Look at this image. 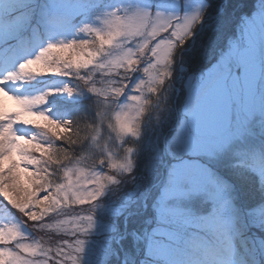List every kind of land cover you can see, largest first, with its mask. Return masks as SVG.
I'll return each mask as SVG.
<instances>
[{
  "label": "rangeland",
  "instance_id": "obj_1",
  "mask_svg": "<svg viewBox=\"0 0 264 264\" xmlns=\"http://www.w3.org/2000/svg\"><path fill=\"white\" fill-rule=\"evenodd\" d=\"M44 2L50 18L26 37L43 47L0 50V264H100L112 255L120 214L136 211L141 259L159 153L174 135L202 130L219 102L217 66L230 124L204 162L240 197L243 183L264 185V0L228 20L206 13L204 0H75L71 24L59 0ZM40 4L0 0V35L24 33ZM202 31L215 41L208 63L187 64ZM62 139L70 149L52 154L54 164L50 150ZM260 207L264 196L258 216ZM254 218L246 209L248 235L260 244Z\"/></svg>",
  "mask_w": 264,
  "mask_h": 264
},
{
  "label": "clouds",
  "instance_id": "obj_2",
  "mask_svg": "<svg viewBox=\"0 0 264 264\" xmlns=\"http://www.w3.org/2000/svg\"><path fill=\"white\" fill-rule=\"evenodd\" d=\"M59 5L60 18L71 24L77 12L75 0H59ZM49 18L48 4L41 0L33 25L25 33L0 35V50L21 55L43 47L42 41L30 42L26 37ZM212 73L220 77L214 87L219 102L205 115L202 130L196 135H174L159 153L146 189L152 201L150 227L137 264H264V242L255 244L248 235L236 184L211 175L204 162L230 124V109L225 107L230 94L221 68ZM258 190L264 195V185ZM193 192L196 196L190 197Z\"/></svg>",
  "mask_w": 264,
  "mask_h": 264
},
{
  "label": "trees",
  "instance_id": "obj_3",
  "mask_svg": "<svg viewBox=\"0 0 264 264\" xmlns=\"http://www.w3.org/2000/svg\"><path fill=\"white\" fill-rule=\"evenodd\" d=\"M204 1L206 3V9L208 10V12H206V13H214V15H220V17H223L224 20L225 19L228 20V18H230L229 16H231V13H233L237 9H241L242 11H249V9L252 7V4L254 3V0H209V1L204 0ZM30 21H31V24L29 23V26L27 27V29L30 28L31 25H33V23H34V21L32 22L31 18H30ZM209 21H210V22H208L209 27L207 29L211 30V28L214 26L211 23L213 21V19H211ZM227 29H228V27L225 26V23H224L223 26L220 25V29L218 30L219 32H217V33H220V35L226 34L227 31H229ZM212 30L215 31L214 29H212ZM202 32H204V33L198 32L196 34L195 38L193 39L192 44L190 43L189 46H187V48H186V49H188L189 55L186 56V59L185 58L184 59H185V61H187V64H191L192 62H197L201 66L204 67V65H207V63H208V59L206 58V56L208 54L207 52L209 50H211L212 47H214L213 43L215 41L211 40L212 39L211 37L209 38V35H211V33L207 32V31H202ZM185 47H186V45H185ZM208 55H210V54H208ZM61 142L62 143H60L58 146H54L50 150L51 151L50 156L52 154H53L52 156H56V154L59 153L60 150L63 148L64 149L66 148V150L68 148L70 149V145L68 143H66L64 140ZM52 156H51V158L53 159L52 162L55 164L58 157L54 158ZM49 165H51V164H49ZM242 187H243V190H242V194L240 197L241 201L243 203L242 205H243L245 210L246 209L250 210L251 216L253 215L255 217L254 218L255 221L258 222L257 223L258 226H261V229H258L259 231H257V233L259 235H264V207H262V208L260 207L261 209L258 210V211H261L260 216L255 214V212H256L255 210L258 208H253L257 203L259 204L261 197L263 198L264 195L261 194V192L258 190V187H256V185H254L253 182L243 183ZM247 187H249V188L245 189ZM0 203H1L0 209L3 207L7 208L5 203H2V202H0ZM17 211L18 210L14 209V208L10 210L11 214L14 217H16ZM139 213H141V212L136 211V212H134V214L127 217L126 219H124L123 214H120V217L118 218V221L116 222L114 231H110V235H111L110 246L113 247V250H112V255L105 259L106 262H107V260L109 261L107 264H130L131 261L134 264H137L138 260H140V258H139L140 256L137 255V252H139V250H141V249H139V245L141 243H140V240L138 239L139 244L137 246L135 245L136 242H138V240L136 239V236L134 234L135 232L138 233V230H139L138 224H139L141 217H142ZM21 219H22V217H21ZM22 221L25 223L24 224L26 227L25 230H27V232L30 233V231H31L30 230L31 229L30 224L26 220H25L26 222L23 219H22ZM252 224H253L252 229L256 230V225L253 222H252ZM124 228H125V232H124ZM116 237H119L120 240L116 241ZM135 239L137 240L136 242H134Z\"/></svg>",
  "mask_w": 264,
  "mask_h": 264
},
{
  "label": "snow or ice",
  "instance_id": "obj_4",
  "mask_svg": "<svg viewBox=\"0 0 264 264\" xmlns=\"http://www.w3.org/2000/svg\"><path fill=\"white\" fill-rule=\"evenodd\" d=\"M81 242H78L77 244V251H79V245H80ZM75 260V258H73Z\"/></svg>",
  "mask_w": 264,
  "mask_h": 264
}]
</instances>
